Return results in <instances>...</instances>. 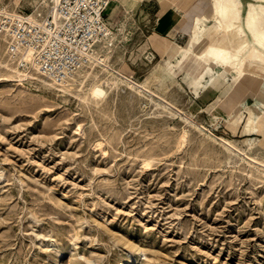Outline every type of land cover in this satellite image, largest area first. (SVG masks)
Masks as SVG:
<instances>
[{
	"label": "rangeland",
	"instance_id": "374dc122",
	"mask_svg": "<svg viewBox=\"0 0 264 264\" xmlns=\"http://www.w3.org/2000/svg\"><path fill=\"white\" fill-rule=\"evenodd\" d=\"M53 7L0 0V13ZM211 8L114 0L104 61L55 86L25 76L41 75L0 34V264H264V129H244L264 112V82L238 85L224 68L200 82L196 57L151 55L154 28L184 46L198 18L216 26ZM95 85L106 94L93 97Z\"/></svg>",
	"mask_w": 264,
	"mask_h": 264
},
{
	"label": "bare ground",
	"instance_id": "6f19581e",
	"mask_svg": "<svg viewBox=\"0 0 264 264\" xmlns=\"http://www.w3.org/2000/svg\"><path fill=\"white\" fill-rule=\"evenodd\" d=\"M58 2L59 0H52L54 7L58 4ZM244 7L245 6H243L242 0H212L210 15L216 22V26L208 27L206 25V21L208 20L207 17L197 19L195 27L190 34V39L187 40L184 46L180 47L179 54L182 60L185 59L188 61L192 57H196L206 64V71L201 72L198 81L201 82L207 73L217 74L219 76L218 69L224 68L227 73H230L232 80H234L238 85L242 81H245V78L253 79L258 83L264 82V0H249L246 4L247 9L243 15ZM113 20L115 23L117 22V19L114 17ZM204 32H209L211 34L217 33L222 35V39L216 41L211 38V40L209 39L210 42H208ZM0 34L6 36L5 34ZM113 35V30L110 28L109 35L103 40L100 47L105 48L107 43L110 44ZM151 42L155 43V41ZM204 43H208L206 49L201 52H197L195 50L197 46H201ZM7 47H9V43ZM11 57L16 60H21L19 62V66L27 67L31 64L37 70L35 60L31 54L24 52L22 54H13ZM98 59L101 62L104 61L102 57ZM180 62L182 61L179 60L178 64ZM176 65L173 64V61L169 63L171 68L176 67ZM33 67L30 66L31 69H34ZM24 71L28 70L24 69ZM115 73L120 75L121 78L131 80V78H128V76L124 75L120 71H115ZM24 75L30 77L31 79L41 81L44 85H54L53 83L44 80L41 77V74V76H35L29 71ZM260 80H262V82H260ZM135 84L149 95L161 99L166 105L170 106L176 110L178 114L185 117L187 121H191L193 123L195 122L196 124L198 123L204 128V126L195 118L185 115L180 109L173 106L165 98L158 96L154 91L146 88L140 83ZM91 93L93 97L100 98L106 94V90L100 85H95L92 88ZM236 124L239 125L240 122L236 121ZM244 129L246 132H258L263 130L264 112L262 111L258 114L251 112ZM137 255L139 254H132L131 260L124 264H134V262L137 261ZM62 256L63 253L59 252V260Z\"/></svg>",
	"mask_w": 264,
	"mask_h": 264
},
{
	"label": "built area",
	"instance_id": "2783aa9c",
	"mask_svg": "<svg viewBox=\"0 0 264 264\" xmlns=\"http://www.w3.org/2000/svg\"><path fill=\"white\" fill-rule=\"evenodd\" d=\"M114 0H59L50 11L0 13V33L8 51L31 54L39 73L61 85L100 57L111 28Z\"/></svg>",
	"mask_w": 264,
	"mask_h": 264
},
{
	"label": "crops",
	"instance_id": "0c3cea01",
	"mask_svg": "<svg viewBox=\"0 0 264 264\" xmlns=\"http://www.w3.org/2000/svg\"><path fill=\"white\" fill-rule=\"evenodd\" d=\"M162 4H163V7H164V3L162 2ZM168 11L167 10H164L163 9V11H162V13H161V19L163 20V24H166V23H170L171 21H172V18L170 19V18H168V13H167ZM120 18V17H119ZM176 19V18H175ZM179 23V19L178 20H176V24H178ZM195 25V22H193V25H192V28L190 29V33L192 32V30H193V26ZM165 26H167V25H165ZM170 27V26H169ZM171 27H172V29H175L174 28V25H171ZM171 29V30H172ZM156 30V31H155ZM157 30H158V27H156V28H154V34H153V36L152 37H150V39L152 38V39H155V41H156V43L158 42V45L159 44H161V46H162V48L161 49H156V46L157 45H154L155 43H152V42H150V43H152L153 45H152V48H153V52H151V55L153 56V57H156V56H161V55H163L164 57L163 58H165V57H180V54H179V50H180V47L181 46H178V47H176L175 45H174V41L172 40V39H174V37L173 36H171V35H169V36H164V37H161L160 35H159V33L157 32ZM179 33V31L177 32V30H176V34H174L175 36L177 35ZM165 35V34H164ZM152 41V40H151ZM195 60V59H194ZM196 61V60H195ZM172 62V61H171Z\"/></svg>",
	"mask_w": 264,
	"mask_h": 264
}]
</instances>
